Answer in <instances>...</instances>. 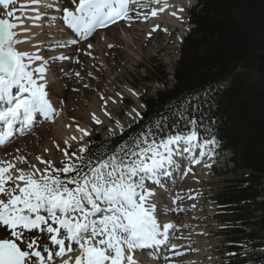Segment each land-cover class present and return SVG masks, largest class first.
<instances>
[{
	"label": "snow or ice",
	"instance_id": "obj_1",
	"mask_svg": "<svg viewBox=\"0 0 264 264\" xmlns=\"http://www.w3.org/2000/svg\"><path fill=\"white\" fill-rule=\"evenodd\" d=\"M71 2L74 8H63L61 16H48L49 10L61 12L58 0H31L36 6L32 8L36 21L47 17L50 27L62 21L75 34L74 39L56 41L55 47L76 45L88 40L95 30L120 21L130 25L134 19L131 12L150 4L162 5L152 8L153 17L170 7L167 0ZM13 3L14 0H0V5L7 10L4 17H0V146L6 145L14 132L31 128L37 114L46 119L58 115L49 99L46 75L50 62L69 59L63 54L45 58L36 45H33L35 51L21 50L19 46L29 42L32 36L21 38L20 33L30 29L17 31L19 24L8 19L14 16L15 10L10 9ZM133 4L136 9L130 8ZM178 11L184 9L181 7ZM171 14L182 19L177 12ZM136 18L146 20L148 15L137 11ZM15 19L23 23L21 17ZM158 28L159 25L154 26L148 35ZM87 47L91 49L93 45ZM86 54L91 56L90 51ZM216 90L209 86L167 105L169 113L178 116L172 130L167 128L169 117L160 114L114 149H105L100 154L85 155L89 145L80 147L78 153L69 154L67 148L62 149L64 159L59 162L62 167H56L51 159L41 156L36 160L44 167L31 164L28 170L0 160V229L5 232L0 237V264H137L133 255L136 250L165 245L176 225L162 223L158 217L171 211H183L178 206L183 197L177 194L172 199L176 206L169 207L157 201L156 186L163 189L161 178L170 176L173 169L179 168L185 175L192 173L191 166L184 168L186 163H203L205 168L214 163L220 141L216 132L205 126L202 107L207 104L210 92ZM121 95L116 93L117 97ZM100 100L101 110L110 117L107 104L117 101L102 93ZM194 100L197 103L193 104ZM128 115L134 120L142 119L136 109ZM91 121L102 124L95 113L91 114ZM76 127L82 133L79 139L90 134L79 125ZM127 127L130 129L132 125ZM117 130L119 133L127 130L119 120L109 126V137L116 136ZM68 143L64 141L65 145ZM15 159L27 163L23 156ZM149 181L153 187H149ZM33 231L40 235L31 236ZM45 235L46 240L42 239ZM176 247L173 244L171 251L179 256L181 253L175 251ZM167 259L171 264V257Z\"/></svg>",
	"mask_w": 264,
	"mask_h": 264
},
{
	"label": "trees",
	"instance_id": "obj_2",
	"mask_svg": "<svg viewBox=\"0 0 264 264\" xmlns=\"http://www.w3.org/2000/svg\"><path fill=\"white\" fill-rule=\"evenodd\" d=\"M188 14L192 27L181 44L173 83L168 85L166 70L158 68L164 89L143 98L142 119L114 137L94 136L85 155L114 149L160 114L169 117L172 130L178 116L167 105L209 86L217 89L202 113L220 147L231 150L239 175L216 201L233 219L222 230L230 243L225 249L236 253L230 263L244 264V252L262 247L264 236V0H196Z\"/></svg>",
	"mask_w": 264,
	"mask_h": 264
},
{
	"label": "rangeland",
	"instance_id": "obj_3",
	"mask_svg": "<svg viewBox=\"0 0 264 264\" xmlns=\"http://www.w3.org/2000/svg\"><path fill=\"white\" fill-rule=\"evenodd\" d=\"M66 1L71 2L70 0L63 1L61 3L63 8L70 6V3H67ZM16 3L17 0H14V3L10 6L16 5ZM154 5L156 4H150L149 7L151 8ZM189 8H187L186 11H188ZM0 14H2L1 10ZM187 17L188 15L186 14V21ZM186 27L188 28L187 23ZM119 30L122 35L121 29ZM176 30L169 28L165 32L167 41L165 43L162 42L163 45L160 47L142 46L139 48L135 46L133 52L129 50L126 43L121 41L119 43L112 44L114 45L112 48L102 46L101 44L99 45L97 37L94 36L91 40L92 45L96 44L99 49H97L96 55L94 54L87 57L91 63L90 67H92L91 70H89L91 75L89 83L87 84L88 87H86V95L81 97H85L87 101L100 92L104 95V97L119 99L120 101L117 109L111 108V106H107V108H111L116 116H121L120 118L123 117L127 110L132 108L139 110V105L136 104L135 97L132 93H137L141 101V97L153 96L157 91L163 89V85L157 79L158 68H164L167 74H169V77L167 78L169 81L168 84L173 82L170 75L173 73L174 65L179 54V48H176L175 42ZM161 40L162 37L156 38V41L160 42ZM60 65L61 64L54 65L53 71L55 73H57V71H55V67L62 69ZM47 76L52 79L53 83L60 79V77H56L54 74L51 75V73H48ZM116 93H121L122 95L117 97ZM81 97L80 94H78L75 103L70 108L73 116L78 109L82 110L86 107V101ZM49 99L54 108L57 110L58 115H55L53 119H49V121L47 120L48 124H59L60 127L63 129L65 128L66 131L69 130L67 131L69 135H72V132H70L71 130L66 126L68 124L66 123L67 118L64 115L63 106L61 104L62 99L59 95L54 96L53 94ZM141 111L142 109L139 110V112ZM110 120L114 121L111 117ZM77 125L81 124L77 123ZM38 129L39 126H36L28 133L14 138L8 143V145L5 146L6 149L3 150L2 153L6 156L13 153L14 150L17 152L21 143L30 142L31 139L38 138L36 137L38 135ZM104 130L91 133L86 140L97 134L101 135L103 138H105L104 136H109ZM77 134L79 135L80 132H77ZM78 146L79 145L72 144L67 147L69 154L72 152L78 153L80 148V146ZM39 150V145H37L32 147L30 151L32 153H36ZM27 152L29 153L28 150ZM231 158L232 154L230 151H223L219 154L217 152V159L215 157V162L212 163L210 168H205L203 166L200 171L193 170V172H197L199 175L197 182L190 185L192 186L190 190L184 188L183 186L181 187L182 181L177 188L175 185L177 193L175 191H173L172 194L165 192L166 195L156 198L157 201H163V203L169 207H175L176 205L172 204V199L179 191L185 193L181 194L183 199L178 201V206L184 209L182 213L181 211H171L172 213L167 212L165 215L159 216L158 219L161 221L170 220L168 218H171L173 221L176 220L178 223L174 231V234L176 233V239H169L172 242H169L170 245L168 244V248L169 246L171 248L173 241L174 243L176 241H180V245L183 248L181 251H184V253H181V255H179L176 259H183L184 262L188 261L186 264H232L230 263V260L236 253L225 249V247L230 243L227 240L228 236L223 233L222 230L228 226L229 220L233 221V219H231V217H227L229 214L222 211L223 209L220 208L219 203L217 204L216 201V199L221 196L223 191L228 188L230 183L232 181H237L239 177L238 173L234 172L235 166L232 164ZM56 159L62 161L64 159V154L58 155L55 159H51L56 167H62ZM187 185L188 184H186V187ZM187 193L188 196L185 197ZM262 199V197L259 198V200ZM255 215L259 216V213H255ZM0 230V237H3L5 232L2 229ZM177 233L180 235L179 238H177ZM30 235L37 236L40 234ZM42 239L46 240V236H42ZM182 239H186L185 242H181ZM260 240L261 243H263L262 247L255 248V246L252 245L250 249L244 252L242 255L244 264H264V236ZM252 243H256V239H254ZM134 259L137 261V264H159L160 262H158L157 255L146 256L136 254ZM163 262L164 260L161 264H163Z\"/></svg>",
	"mask_w": 264,
	"mask_h": 264
},
{
	"label": "bare ground",
	"instance_id": "obj_4",
	"mask_svg": "<svg viewBox=\"0 0 264 264\" xmlns=\"http://www.w3.org/2000/svg\"><path fill=\"white\" fill-rule=\"evenodd\" d=\"M63 1L65 0H58L57 6L59 8L62 7L60 3ZM142 2H144V0H142ZM192 2L193 0H167V3L170 5V7L165 9V11L163 12H158L157 16L155 17L150 15L151 10L153 7L155 8L161 7L162 6L161 4H156L151 8L147 7L143 9H136V6L133 4L130 5V8L136 10L131 12V15L134 17V19L132 20L130 25L128 22L120 21L106 28L105 30L94 32L93 35L89 37L88 40L86 41H79L76 45H68L66 47H55L54 45L56 41H64L68 39H74L76 37L71 35V33H69L67 27L63 25L62 21H56L55 26L53 27L49 26L47 17L42 18L39 21H36L34 19L35 12L32 11V8L36 6L32 5L31 0H17L16 5L10 6V9L15 10L14 16L10 17V20L13 23L19 24V27L16 29L17 31H20V29L22 28L30 29V31L27 33L21 32L20 33L21 38H23L24 36H32V39L29 42H26L19 46L20 49L25 51H35L33 45H36L41 48V54L45 58L59 56L61 54L69 57V59H65L62 61L57 60L54 62H50L47 75L48 73H51V75L54 74V76L60 77L59 80L53 83L52 79H50L47 75H46V79L48 81L47 90L49 91V96H52V94L54 96L59 95L60 98L62 99L61 104L63 106L64 115L67 118L66 123L68 124L66 126L69 127V125H71L69 129L71 130L70 132H72V135L71 134L69 135L67 132L69 130L66 131L65 128L63 129L62 127H60L59 124L57 125L55 124L56 126L53 125L54 123L48 124L49 119H46L44 116L39 115L38 119L33 125V127L35 125L39 126L38 135L36 136L38 138H33L30 140V142L21 143L20 147L17 149L18 150L17 152L14 150L13 153H10L6 156L4 155V153H2V151L5 150L6 147L0 146V160L11 161L15 163L17 167L25 170H28L29 165L31 164H35L38 168H43L44 165H42L40 161L36 160L37 156H41L45 160L55 159V157H57L58 155H63L62 149L67 148L72 144L79 145L80 147L84 146L87 137L93 132H97L105 129L104 130L105 133L108 134L109 126L114 125L117 120H119L121 124H123L124 126L134 121V119L129 117L128 114L132 112L133 109L136 108L127 110L122 118H120L121 116L120 117L116 116L115 113L112 111L111 108L117 109V106L120 101L119 99L114 98L117 101L116 103L109 102L107 104V106H111V108L109 109L107 108V111L110 113V117L114 119L113 121L110 120L109 116L104 115V112L101 110L102 101L100 100V94H101L100 92L97 95L93 96L92 99L90 100L88 99L87 101L85 97L83 98L81 97L86 95L85 85L89 83V79H90L89 70H91L92 68L90 67L91 64L90 60L87 59L89 55H87L86 53L90 51L91 56L94 54L96 55L97 49H99V47H97L96 44L93 45L91 49H88L87 45L92 44L91 40L94 38V36H96L99 45L101 44L102 46L107 47L109 44L119 43L121 41L126 43L127 47L131 52H133L135 46L139 48H141L142 46L160 47L161 45H163L162 42L165 43L167 41V37L165 35L166 31H164V29L168 30L169 28H171L175 30L177 29L175 42H176V48H178L187 29L186 9L191 6ZM72 6L74 8L73 4ZM181 7L184 9L183 12L178 11V9ZM0 10L2 11V14H5V12L7 11L3 9L2 5ZM40 11L43 12L44 9L40 8ZM137 11H139L141 15H148V19L145 20V19L136 18ZM172 12H177V15L179 17H182V19H178L177 16H173L171 14ZM17 16L21 17V19L23 20L22 24H20V21L15 19V17ZM48 16H61V13L60 12L58 13L54 10H49ZM30 17H32L33 19H30ZM156 25H159V28L155 32H152V35L149 36L148 35L149 32ZM119 29H121L122 35ZM158 37H162V40L160 42L156 41V38ZM77 59L79 60V63H77ZM55 64H61L60 67H62V69H59V67H55V71H57V73L53 71V67ZM77 72L80 74L79 76L76 75ZM78 94H80V97L86 101V107L83 108L82 110L78 109V111L75 112L73 116L70 108L75 103ZM132 95H134L135 97L136 104H138L139 108L142 109V103L140 101L139 95L137 93H132ZM136 110L139 112L138 109ZM92 113H95L96 116L101 119L102 121L101 125H96L91 121ZM77 123L81 124L79 125L80 128L86 129L90 132V134L84 136L82 140L79 139L82 133H80L79 135L77 134L78 132L76 127ZM118 132L119 131L117 130V133ZM22 134L23 133L18 134L14 132V135L9 142H11L14 138H17L18 136H21ZM73 136L77 137V139L72 140L71 137ZM65 140H68L69 142L68 145L64 144ZM57 144L60 146L59 148L56 147ZM37 145H39L40 150L36 153H32L30 151L31 148ZM45 149H48V151L45 152ZM27 150L29 151V153L27 152ZM18 156L25 157L27 163H21L18 160H16L15 158ZM56 160L59 163L60 160L59 159ZM205 162L208 163L209 161L206 160ZM190 166L193 168V170L200 171L201 167H203L204 164L202 163V164L193 165V166L190 165ZM198 175L199 173L197 172L189 173L187 175L184 174V177L181 178L179 184H181V182L183 181L181 187L183 186L184 188L190 190V188L192 187L190 185H193L194 183L197 182ZM186 184H188L187 187ZM150 186L153 187V185ZM178 194L181 196V194H185V193L179 191ZM186 196H188V193L187 195H185V197ZM161 222L162 223L171 222L175 225H178L176 220L173 221L172 219L161 220ZM175 228L170 231L169 239L176 237V233L174 234ZM173 244L177 246L175 249L176 252L182 254L184 253V251H181L183 248L180 245L181 244L180 241L179 242L176 241L175 243L173 242L172 245ZM160 246H161L160 249L163 248L162 250H164V252L161 253L162 254L161 257L159 256L160 259L159 261L162 262L164 260L163 264H169V260L166 259L169 257H171V264H186V262L188 263V261L184 262L183 259H176L178 256H174L172 254L170 246L169 248L168 245L165 246V249L163 245Z\"/></svg>",
	"mask_w": 264,
	"mask_h": 264
},
{
	"label": "water",
	"instance_id": "obj_5",
	"mask_svg": "<svg viewBox=\"0 0 264 264\" xmlns=\"http://www.w3.org/2000/svg\"><path fill=\"white\" fill-rule=\"evenodd\" d=\"M0 17H2V16H0ZM9 19V18H8Z\"/></svg>",
	"mask_w": 264,
	"mask_h": 264
}]
</instances>
